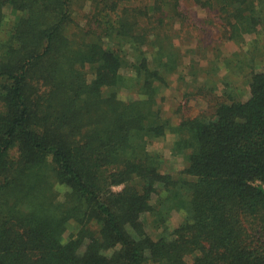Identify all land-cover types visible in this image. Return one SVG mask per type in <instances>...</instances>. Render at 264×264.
<instances>
[{
  "label": "trees",
  "instance_id": "16d2710c",
  "mask_svg": "<svg viewBox=\"0 0 264 264\" xmlns=\"http://www.w3.org/2000/svg\"><path fill=\"white\" fill-rule=\"evenodd\" d=\"M184 2L247 55L217 48L179 74L207 111L174 104L173 122L162 91L196 26ZM6 7L0 264H264V0H0V24ZM169 133L175 173L149 148Z\"/></svg>",
  "mask_w": 264,
  "mask_h": 264
},
{
  "label": "rangeland",
  "instance_id": "374dc122",
  "mask_svg": "<svg viewBox=\"0 0 264 264\" xmlns=\"http://www.w3.org/2000/svg\"><path fill=\"white\" fill-rule=\"evenodd\" d=\"M189 3L190 2H184L182 6L187 14V20L191 24L192 23L196 24L195 30L189 33H185V32L182 33L184 37L183 39H185L188 35L191 36V41L187 40L189 42L186 43L179 42L181 44L179 45L182 51L185 53V55H183V63H182L183 65L180 68L178 77L177 74L174 75L173 80L169 85V87L163 89L162 91L163 99L161 105L163 106V111L166 116L171 117L173 122L178 121L177 115L175 114L172 115V109L174 104L175 105L180 104L182 111L186 116H192L207 111V99H204L203 97L200 96H190L189 98H184L179 95V91L181 93V91L185 89L184 87L185 80L184 82H182L183 81L182 77H186L187 78L186 80L190 81L191 77L189 75L193 71L191 69L193 65L194 67H196V69L197 68L207 69L208 71L211 67L209 63L212 62L211 59L213 58L217 48L219 49V53L222 55V57L224 56L231 57L235 51H238V53H243V55H247V53L244 52L247 48V45L244 44L240 46L233 41H224V40L221 41V39H218L219 27L218 24L216 23V19L213 18L212 12L208 10L207 12H204L202 9L198 8L197 6H193ZM87 8L88 5L85 6V9ZM5 13L6 16L2 21V23L0 24V37H4L8 33L13 15L10 7L5 8ZM199 22L203 27L199 25ZM198 27L202 30L198 29ZM252 38L253 35H246L247 41H250ZM251 46L253 45L252 44L248 45L249 48ZM257 61L258 63L256 64V69L263 70L264 60L262 61L257 60ZM220 65L224 67V65H222V62H220ZM179 74L181 75L183 74L182 77H179ZM188 76L190 78H188ZM234 80L236 81L235 83L238 85L240 84V88H242L240 94L242 96L247 95L248 88L246 87L245 79L242 76L238 75V77H235ZM201 81L202 79L200 78L199 82ZM180 84L183 87V88L181 87V90L179 89ZM122 93L123 95H125L126 93H128V90H123ZM174 138H175L174 134L169 133L162 140L155 141L151 143L149 146L150 150L158 151L162 155L164 160L162 171L164 172L175 173V170L181 169L184 166V159L180 155H176L172 153L171 148ZM158 188H161L160 183L158 184ZM60 189L63 188L60 187ZM60 189L59 191L61 194L62 190ZM145 217L146 216L143 217L144 220H146ZM181 219H182V214L180 212L174 211L169 220L170 228H173L176 225H178ZM147 230L151 233H154L153 232L154 230H152L151 226H148Z\"/></svg>",
  "mask_w": 264,
  "mask_h": 264
}]
</instances>
